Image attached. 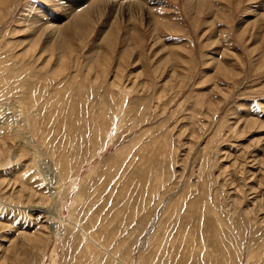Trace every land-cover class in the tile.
Wrapping results in <instances>:
<instances>
[{"label":"rangeland","instance_id":"1","mask_svg":"<svg viewBox=\"0 0 264 264\" xmlns=\"http://www.w3.org/2000/svg\"><path fill=\"white\" fill-rule=\"evenodd\" d=\"M0 264H264V0H0Z\"/></svg>","mask_w":264,"mask_h":264}]
</instances>
